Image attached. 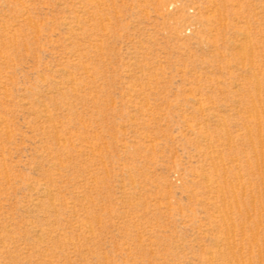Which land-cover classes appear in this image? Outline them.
Masks as SVG:
<instances>
[{"label": "rangeland", "instance_id": "rangeland-1", "mask_svg": "<svg viewBox=\"0 0 264 264\" xmlns=\"http://www.w3.org/2000/svg\"><path fill=\"white\" fill-rule=\"evenodd\" d=\"M0 264H264V0H0Z\"/></svg>", "mask_w": 264, "mask_h": 264}, {"label": "bare ground", "instance_id": "bare-ground-1", "mask_svg": "<svg viewBox=\"0 0 264 264\" xmlns=\"http://www.w3.org/2000/svg\"><path fill=\"white\" fill-rule=\"evenodd\" d=\"M245 49V48H244ZM220 186V185H219Z\"/></svg>", "mask_w": 264, "mask_h": 264}]
</instances>
